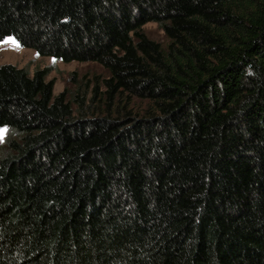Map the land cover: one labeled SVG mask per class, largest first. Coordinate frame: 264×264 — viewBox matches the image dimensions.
Returning a JSON list of instances; mask_svg holds the SVG:
<instances>
[{"label":"trees","instance_id":"16d2710c","mask_svg":"<svg viewBox=\"0 0 264 264\" xmlns=\"http://www.w3.org/2000/svg\"><path fill=\"white\" fill-rule=\"evenodd\" d=\"M9 36L106 74L0 65V264H264V0H0Z\"/></svg>","mask_w":264,"mask_h":264},{"label":"rangeland","instance_id":"374dc122","mask_svg":"<svg viewBox=\"0 0 264 264\" xmlns=\"http://www.w3.org/2000/svg\"><path fill=\"white\" fill-rule=\"evenodd\" d=\"M146 34L162 43L167 38L164 31L156 22H149L144 25ZM14 41V42H10ZM11 64L18 67H24L33 73L36 69L49 68L47 80H54V92L58 94L65 87H73V76L78 79L84 75L93 76L94 74H106L101 65L95 62H64L51 56H40L33 48L23 47L15 37L9 36L0 41V65ZM6 129L0 128V157L7 154L5 146Z\"/></svg>","mask_w":264,"mask_h":264},{"label":"snow or ice","instance_id":"6c2138e0","mask_svg":"<svg viewBox=\"0 0 264 264\" xmlns=\"http://www.w3.org/2000/svg\"><path fill=\"white\" fill-rule=\"evenodd\" d=\"M10 42H14V41H10Z\"/></svg>","mask_w":264,"mask_h":264}]
</instances>
